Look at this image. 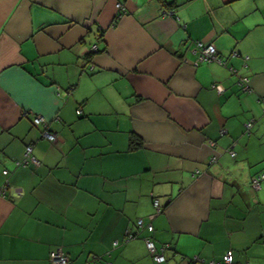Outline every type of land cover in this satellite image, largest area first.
Returning a JSON list of instances; mask_svg holds the SVG:
<instances>
[{
    "label": "crops",
    "instance_id": "0c3cea01",
    "mask_svg": "<svg viewBox=\"0 0 264 264\" xmlns=\"http://www.w3.org/2000/svg\"><path fill=\"white\" fill-rule=\"evenodd\" d=\"M262 96L264 0H0V264H264Z\"/></svg>",
    "mask_w": 264,
    "mask_h": 264
},
{
    "label": "built area",
    "instance_id": "2783aa9c",
    "mask_svg": "<svg viewBox=\"0 0 264 264\" xmlns=\"http://www.w3.org/2000/svg\"><path fill=\"white\" fill-rule=\"evenodd\" d=\"M91 50L95 51V45L91 46ZM195 52H197V61H209V60H216L218 62H222L220 60L219 57H217L216 55V48L212 43H203L200 41H197L195 44V48H194ZM247 78H240L239 79V83H241L243 85V89L247 88V84H246ZM260 101L263 105V110H264V96H262L260 98ZM77 112H80L79 109H77ZM32 122L34 125H42V136L49 140V141H53L55 139V135L53 133H50L47 130V121L44 117L42 116H34L32 119ZM252 121H249L245 124L246 128L249 129V127L251 126ZM231 154H233L232 151H230ZM24 155V159L22 162H18V163H28L29 161H31L34 164H38V160L31 154V145H27L24 149L23 152ZM3 174L7 173V170H3L2 171ZM251 187L254 189H258L260 187V182L264 180V174H258L254 177L251 178ZM6 182L1 186L0 188V197L5 195V189H6ZM154 204L157 206V200H154ZM136 226L137 229L135 233H131V232H127V236L126 239L132 238L135 236V234L141 229L143 228L144 224H143V220L141 218H139L136 221ZM146 228L148 230L152 229V225L149 223L146 225ZM264 234V231H263ZM145 244L146 247L149 251V253L151 254L152 258L157 261V262H162L164 261L165 257H164V251L167 248V245H162L159 248H156L153 244V242L150 239H145ZM50 261L52 264H66L67 263V254L60 248H55L53 250H51L50 254ZM198 258L196 256L193 257L192 262L197 260ZM223 264H231V252L230 251H226L225 254L223 255ZM104 264H111L110 262H105ZM208 264H216L214 261L210 260L208 262Z\"/></svg>",
    "mask_w": 264,
    "mask_h": 264
},
{
    "label": "trees",
    "instance_id": "16d2710c",
    "mask_svg": "<svg viewBox=\"0 0 264 264\" xmlns=\"http://www.w3.org/2000/svg\"><path fill=\"white\" fill-rule=\"evenodd\" d=\"M137 141H138V140H137V136H133V137H131V139H130V144L134 147L135 145L139 144ZM132 146H131V147H132ZM258 174H261V173H258ZM258 174H256V175H258ZM263 174H264V173H263ZM256 175H253L252 177H254V176H256ZM252 177H251V178H252ZM251 180H252V179H251ZM251 180H250V186H251ZM263 181H264V180H263ZM263 181H261V182H263ZM261 182H260V185H261ZM154 200H155V199H154ZM154 200H153V203H154ZM158 207H159V206H158ZM158 207H157L156 209H158ZM159 209H160V208H159ZM138 219H139V218H137L136 221H137ZM141 219H142V218H141ZM142 220H143V219H142ZM136 221H135V226H136ZM143 224H144L143 228H146V225L149 224V223H146V222L143 221ZM152 229H153V227H152ZM152 229H151V230H152ZM136 230H138V229H137V226H136ZM151 230H149V231H151ZM136 234H137V233H136ZM136 234H135V236H136ZM135 236H134V237H135ZM129 239H130V238H129ZM145 239H150V238L147 237V238H145ZM151 241H152V240H151ZM152 242H153V241H152ZM153 244H154V243H153ZM162 245H167V244L163 243V244H161V246H162ZM154 246H155V244H154ZM155 247H156V246H155ZM167 247H168V245H167ZM156 248H157V247H156ZM191 262H192V260L190 259V260H189V264H192ZM222 264H223V263H222Z\"/></svg>",
    "mask_w": 264,
    "mask_h": 264
},
{
    "label": "rangeland",
    "instance_id": "374dc122",
    "mask_svg": "<svg viewBox=\"0 0 264 264\" xmlns=\"http://www.w3.org/2000/svg\"><path fill=\"white\" fill-rule=\"evenodd\" d=\"M133 238V237H132ZM69 258H67V261H68Z\"/></svg>",
    "mask_w": 264,
    "mask_h": 264
}]
</instances>
